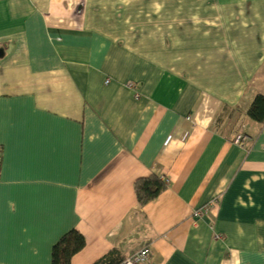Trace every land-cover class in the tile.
I'll return each mask as SVG.
<instances>
[{
  "label": "crops",
  "instance_id": "0c3cea01",
  "mask_svg": "<svg viewBox=\"0 0 264 264\" xmlns=\"http://www.w3.org/2000/svg\"><path fill=\"white\" fill-rule=\"evenodd\" d=\"M256 94L264 0H0V264H264Z\"/></svg>",
  "mask_w": 264,
  "mask_h": 264
},
{
  "label": "trees",
  "instance_id": "16d2710c",
  "mask_svg": "<svg viewBox=\"0 0 264 264\" xmlns=\"http://www.w3.org/2000/svg\"><path fill=\"white\" fill-rule=\"evenodd\" d=\"M247 115L254 121H264V94H256L247 108ZM165 189V182L159 175L152 173L135 180L134 190L137 203L144 205L157 197ZM85 237L77 229L65 232L53 245L51 264H71L75 254L85 246ZM123 255L116 247L97 258L91 264H120Z\"/></svg>",
  "mask_w": 264,
  "mask_h": 264
},
{
  "label": "built area",
  "instance_id": "2783aa9c",
  "mask_svg": "<svg viewBox=\"0 0 264 264\" xmlns=\"http://www.w3.org/2000/svg\"><path fill=\"white\" fill-rule=\"evenodd\" d=\"M245 139V135L242 134V131H240L235 136V143L242 145ZM197 213H200V211H197ZM149 254H150V248L149 246L145 245L141 248L126 254L123 256L120 264H148L149 262Z\"/></svg>",
  "mask_w": 264,
  "mask_h": 264
}]
</instances>
